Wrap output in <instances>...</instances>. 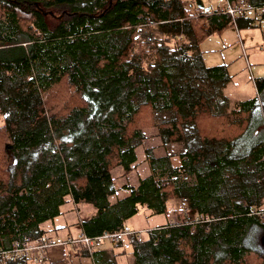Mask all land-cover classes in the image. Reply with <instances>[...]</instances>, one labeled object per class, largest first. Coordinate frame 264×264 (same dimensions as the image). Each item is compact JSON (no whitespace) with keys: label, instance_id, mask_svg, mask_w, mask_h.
Masks as SVG:
<instances>
[{"label":"trees","instance_id":"16d2710c","mask_svg":"<svg viewBox=\"0 0 264 264\" xmlns=\"http://www.w3.org/2000/svg\"><path fill=\"white\" fill-rule=\"evenodd\" d=\"M202 14H185L179 0H0V251L43 235L39 225L67 199L95 210L81 224L90 238L178 200L197 222L178 215L154 227L133 264H264V77L254 98L226 111L225 66L206 68L198 45L229 23L249 27L242 13ZM204 17L211 27L195 22ZM152 25L165 43L183 33L192 43L165 48L167 59L153 47L155 64L145 66L134 49ZM160 112L171 118L157 121ZM151 128L181 147L180 165L149 156L151 174L118 197L111 171L132 170Z\"/></svg>","mask_w":264,"mask_h":264},{"label":"rangeland","instance_id":"374dc122","mask_svg":"<svg viewBox=\"0 0 264 264\" xmlns=\"http://www.w3.org/2000/svg\"><path fill=\"white\" fill-rule=\"evenodd\" d=\"M179 1L182 5L185 14L190 15L191 13L192 15H194L198 13L197 11H199V13H203L202 16H207L209 14L210 17L208 19L210 18L213 19L214 17H217L215 16L216 13L219 14L221 8H223L224 5L226 4V0H179ZM249 15H251V17L255 19L256 22L255 25L257 27L251 29L250 32L245 33V36L244 34H242V32L245 30L241 29L240 30L241 34L239 35L242 42L243 40H247L249 43H251V47H254L255 49L254 51L257 52L259 51L258 46H260L264 41V19L259 18L258 12L254 10H250ZM206 19L207 18L205 17L201 19H196L195 22L198 23L199 25L200 24L206 25V23L207 24L209 23L208 19L207 20ZM211 22L213 26H216L215 21L211 20ZM234 28L236 27L226 26V28L216 30L215 33L211 34L210 36L206 37L203 41L200 42V44L198 45V50L202 52L204 63L213 66L217 64L218 65L226 64L227 54L223 53V51H225V48H223L224 45L226 47H231L233 53L237 49L239 51L238 53L240 54V57L235 61L236 69L238 71L242 70L245 77H247V79L251 81L253 80L254 77L257 76L256 73L257 71L254 68L255 67L254 63H252V61L249 60V57H248L249 65L248 66L246 65L247 53L246 55L243 54L241 46L239 45V40L237 41V37L235 39L237 42L226 44L227 42L226 40L232 39L229 30H233L234 32ZM165 38L166 35L162 33V31L159 30L156 25H152L149 27L148 26L142 27L140 28L137 34V40L139 41V44H141L142 46L136 45L134 49V53L138 54L139 52H142L145 66L148 64L153 65L155 64L156 61L153 56L154 53V51L152 50L153 47L156 46L159 47L158 51H161L162 54L161 56H164L167 59L168 57H170V55L168 54L173 53V52H168L167 49L169 51H172L175 44L180 47L181 45L188 46L192 43V37H188L184 33L177 39L172 38L171 41H169L168 43H165L163 41ZM165 48L167 49L165 50ZM249 53L250 51H248V55ZM230 56L228 58H230ZM208 60L210 61V64ZM193 72H194L193 70L189 71V76L191 77V83L193 82L194 79ZM257 77H261V76L258 75ZM168 117L171 118L169 114L164 112H160L156 114L157 121L166 120L168 119ZM137 142L138 141H135L134 145ZM168 147L169 146L167 145L164 146L162 140L158 138V136L156 135V130L154 128L144 130L143 139L139 142V144L135 148V155L137 159H136V165H134L135 163L132 165L134 169L132 168V171L126 173L124 176H123L124 171L122 168L118 167L113 171H111L112 176L115 178V180H117L116 182H114V185L117 186V188L121 187V185L136 186L141 178H144L151 174L150 164H149L151 163L149 160L150 157L156 159L158 157L166 158L167 156L169 157L170 165L172 167L179 166L181 162L180 155L174 152H178L180 148L177 151L176 148L178 147V145L170 146L169 148ZM121 191L125 192V190L123 189H121ZM126 193L127 192H125V194ZM117 196L119 197V195ZM180 203L178 200H176V205L174 206L166 204V212L158 216L157 214H151L148 211L147 213L144 209H140V211L135 216H133L130 220H128V224L137 228L134 230L141 231L142 236L144 238H147L148 236L147 231L149 229H153L154 226H158V224H160L161 222H165L166 220H167L166 223H168L169 221L176 222L178 221L176 220L178 215L180 216L185 214L186 220H192L195 217L194 213H192L189 210H185L184 204L182 203L181 205ZM179 206H181L180 209ZM262 241H264V239ZM263 247H264V242H263Z\"/></svg>","mask_w":264,"mask_h":264},{"label":"crops","instance_id":"0c3cea01","mask_svg":"<svg viewBox=\"0 0 264 264\" xmlns=\"http://www.w3.org/2000/svg\"><path fill=\"white\" fill-rule=\"evenodd\" d=\"M230 4L231 3L228 0H226V4L224 5V7H226V5H230ZM221 10H222V8H221ZM253 10L258 12L259 18H261V14L264 12V8L261 10L260 9H253ZM197 12L199 13V11H197ZM249 13H250V10L247 13L244 12L241 14V17L246 21V25L249 27V28L243 29V30H245L242 32V34H244V36H245V33L250 32L251 29L257 27L255 25V23H256L255 19H253L251 17V15H249ZM190 15H192V14L190 13ZM262 19H264V18H262ZM215 23L218 24L217 21H215ZM206 25H207V27H211L210 23H208V24L206 23ZM226 26L227 27L228 26L234 27V25H232L231 23L227 24ZM226 26L223 28H226ZM223 28H221V29H223ZM215 32H216V30H214V32H212V34ZM229 32L231 34L232 39L226 40L227 41L226 44L235 43L239 40V45L241 46L243 54L246 55V53H247L246 65L247 66L249 65L248 64V57H249V60L252 61V63H254V66H255L254 68L257 71L256 72L257 76L259 75L261 77H264V41L262 42V44L260 46H258L259 51L255 52L254 47H251V43H249L247 40H243V42L241 41L240 35H239V34H241V32L239 29L234 28V32H233V30H229ZM234 35H235V38H234ZM236 37H237V41L235 40ZM223 48H225V51H223V53L227 54L226 64L225 65H218L217 64V65H213V66H210V65L204 63V58L202 56V52L199 51L198 49L197 50L200 54L202 64L206 68L225 66L226 73L228 76V81L225 82V85L220 86V88H218V91L223 97H225L227 99L228 107H227L226 111L229 112L234 108L236 103L250 100L256 96V89H255L253 82H254V79H257L259 77L256 76L253 78V80L249 81L247 79V77H245L242 70L238 71L236 69L235 61H236V59H239V57H240V54L238 53L239 51L236 49V51L233 53L232 48L226 47L225 45L223 46ZM248 51H250L249 55H248ZM229 56H230V58H228ZM209 64H210V61H209ZM233 67H234V69H233ZM142 134H143V132H142ZM156 135L158 136L157 131H156ZM158 138H159V136H158ZM175 145H176L175 143L167 144V146H169V147L175 146ZM179 148L181 149V147L178 146L176 148V150L178 151ZM176 150H173V151H176ZM178 152H174V153H178ZM134 165H136V162ZM119 168H122V167H119ZM148 176H146V177H148ZM146 177H144V178H146ZM144 178H141L140 180H142ZM116 181L117 180H115V182ZM115 187L117 188V186H115ZM121 187H122V185H121ZM121 187L117 188L118 190H117L116 195H119V197H123L126 195L125 194L126 191L125 192L121 191V189H122ZM179 203H180V201H179ZM167 204L174 206V205H176V200L169 201ZM142 209H144V208H142ZM145 211L147 212V210H145ZM60 212L61 213L58 217H55L54 219L46 221V222L39 225V228L44 233L43 236L77 235L81 231H83L82 226H81L82 222L89 219L94 214L95 210L93 209V207L85 205V204L76 205L72 201H69L67 199L65 204L60 207ZM152 216H154V215H152ZM166 222H167V220L165 222H161L160 224H158V226H160ZM125 224L130 226L132 229H137V228L131 226L130 224H128V220L125 222ZM154 227H157V226H154ZM100 250L101 251H98L94 255L89 256V254L86 253V251L82 247H79L77 249L55 248L49 252L47 264H133L134 263L130 252H126V251L123 252V250L121 248L116 247L115 245L105 244L104 247Z\"/></svg>","mask_w":264,"mask_h":264},{"label":"built area","instance_id":"2783aa9c","mask_svg":"<svg viewBox=\"0 0 264 264\" xmlns=\"http://www.w3.org/2000/svg\"><path fill=\"white\" fill-rule=\"evenodd\" d=\"M253 10L248 5H226L222 8V13L227 14L231 19H235L241 13ZM182 205V204H181ZM181 206H179L180 209ZM185 207V205H184ZM187 210V208H184ZM259 215L260 221L264 222V198L261 201V206L256 212ZM185 217V214H184ZM186 220V219H183ZM190 224H195V218L189 220ZM169 221V224L176 223ZM195 225H191L194 229ZM153 229L147 231V238L152 234ZM147 238L142 236L141 231H135L127 224L113 232H104L100 236L90 238L82 232L77 235H55V236H37L26 237L15 241L12 246L6 250L0 251V258L3 260H22L29 264H47L48 254L55 248L77 249L82 247L86 252L92 253L102 249L105 244L115 245L126 252H137L138 247L143 244Z\"/></svg>","mask_w":264,"mask_h":264}]
</instances>
